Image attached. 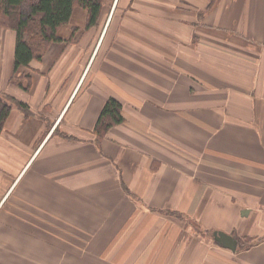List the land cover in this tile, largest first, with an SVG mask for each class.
<instances>
[{
	"label": "crops",
	"instance_id": "0c3cea01",
	"mask_svg": "<svg viewBox=\"0 0 264 264\" xmlns=\"http://www.w3.org/2000/svg\"><path fill=\"white\" fill-rule=\"evenodd\" d=\"M101 2L17 71L0 25V264H264V0Z\"/></svg>",
	"mask_w": 264,
	"mask_h": 264
},
{
	"label": "trees",
	"instance_id": "16d2710c",
	"mask_svg": "<svg viewBox=\"0 0 264 264\" xmlns=\"http://www.w3.org/2000/svg\"><path fill=\"white\" fill-rule=\"evenodd\" d=\"M0 0V25L15 32L13 70L40 60L51 43L61 41L59 28L66 25L75 7L87 13V27L95 24L101 10V0ZM13 106L22 111L27 107L12 98L0 95V132ZM123 122L121 104L109 98L102 107L94 126L101 139L112 126Z\"/></svg>",
	"mask_w": 264,
	"mask_h": 264
},
{
	"label": "rangeland",
	"instance_id": "374dc122",
	"mask_svg": "<svg viewBox=\"0 0 264 264\" xmlns=\"http://www.w3.org/2000/svg\"><path fill=\"white\" fill-rule=\"evenodd\" d=\"M30 2L28 0L22 7L21 10L26 11L27 4ZM69 23V22H68ZM67 23V24H68ZM66 24V25H67ZM66 25H63L62 27L59 28L63 29ZM54 235H51V234ZM81 234V237L78 235ZM51 236H54L55 238H65V241L67 242L66 246V262L65 263H59L56 260L51 263V264H107L105 262H91L89 261V258H87L88 254V247H82V244H78V241L81 240H88L91 237V234L88 232H82L78 233L75 231H65V232H50ZM102 232L99 231L97 232V237H102ZM62 261V258H61ZM35 264H41V263H35ZM110 264V263H109ZM114 264H119V263H114Z\"/></svg>",
	"mask_w": 264,
	"mask_h": 264
},
{
	"label": "water",
	"instance_id": "95a60500",
	"mask_svg": "<svg viewBox=\"0 0 264 264\" xmlns=\"http://www.w3.org/2000/svg\"><path fill=\"white\" fill-rule=\"evenodd\" d=\"M212 238L223 248L229 249L231 251H234L236 249L237 240L233 236L225 232L214 231L212 233Z\"/></svg>",
	"mask_w": 264,
	"mask_h": 264
}]
</instances>
